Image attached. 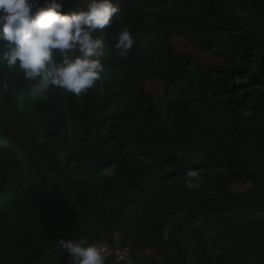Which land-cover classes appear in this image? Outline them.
<instances>
[{
    "label": "trees",
    "instance_id": "trees-1",
    "mask_svg": "<svg viewBox=\"0 0 264 264\" xmlns=\"http://www.w3.org/2000/svg\"><path fill=\"white\" fill-rule=\"evenodd\" d=\"M114 3L86 93L0 70V264H71L58 242L80 237L134 264H264V0ZM175 37L220 63L177 53Z\"/></svg>",
    "mask_w": 264,
    "mask_h": 264
},
{
    "label": "clouds",
    "instance_id": "clouds-1",
    "mask_svg": "<svg viewBox=\"0 0 264 264\" xmlns=\"http://www.w3.org/2000/svg\"><path fill=\"white\" fill-rule=\"evenodd\" d=\"M0 0V70L22 74L27 81L46 80L54 88L80 96L93 88L105 71V41L98 31L111 26L120 12L114 0ZM124 27L114 47L126 56L134 45ZM0 78V92L10 88ZM187 187L198 186L195 171L185 173ZM196 180L197 182H193ZM71 264H105L101 247L87 237L60 239Z\"/></svg>",
    "mask_w": 264,
    "mask_h": 264
},
{
    "label": "rangeland",
    "instance_id": "rangeland-1",
    "mask_svg": "<svg viewBox=\"0 0 264 264\" xmlns=\"http://www.w3.org/2000/svg\"><path fill=\"white\" fill-rule=\"evenodd\" d=\"M83 4V0H81ZM175 50L177 53H189L201 62L204 67L219 64L220 61L211 53L202 51L196 47L191 46L185 40L180 37L173 38ZM145 91L152 97V99L157 100L164 92L163 85L157 79H149L144 84ZM248 186V185H247ZM244 185H237L234 190L242 191L245 189Z\"/></svg>",
    "mask_w": 264,
    "mask_h": 264
},
{
    "label": "built area",
    "instance_id": "built-area-1",
    "mask_svg": "<svg viewBox=\"0 0 264 264\" xmlns=\"http://www.w3.org/2000/svg\"><path fill=\"white\" fill-rule=\"evenodd\" d=\"M105 256V262L109 261L111 264H134V257L129 248L110 246L107 242L99 245Z\"/></svg>",
    "mask_w": 264,
    "mask_h": 264
},
{
    "label": "water",
    "instance_id": "water-1",
    "mask_svg": "<svg viewBox=\"0 0 264 264\" xmlns=\"http://www.w3.org/2000/svg\"><path fill=\"white\" fill-rule=\"evenodd\" d=\"M172 229V227H168V230H171Z\"/></svg>",
    "mask_w": 264,
    "mask_h": 264
}]
</instances>
